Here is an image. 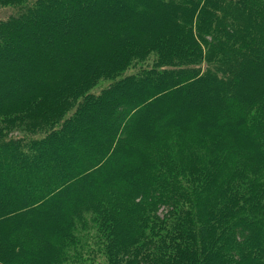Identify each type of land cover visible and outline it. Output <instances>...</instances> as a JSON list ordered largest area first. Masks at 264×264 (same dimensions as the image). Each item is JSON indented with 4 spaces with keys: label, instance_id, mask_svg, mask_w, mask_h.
Returning <instances> with one entry per match:
<instances>
[{
    "label": "trees",
    "instance_id": "16d2710c",
    "mask_svg": "<svg viewBox=\"0 0 264 264\" xmlns=\"http://www.w3.org/2000/svg\"><path fill=\"white\" fill-rule=\"evenodd\" d=\"M3 7L0 264H264V0Z\"/></svg>",
    "mask_w": 264,
    "mask_h": 264
},
{
    "label": "rangeland",
    "instance_id": "374dc122",
    "mask_svg": "<svg viewBox=\"0 0 264 264\" xmlns=\"http://www.w3.org/2000/svg\"><path fill=\"white\" fill-rule=\"evenodd\" d=\"M11 9L8 8H0V18H3L5 16H7L10 13ZM0 125H4L3 122L0 123ZM6 133L10 132V133H17V132H22V129L20 128H12L10 129L9 127H7V129L5 130Z\"/></svg>",
    "mask_w": 264,
    "mask_h": 264
}]
</instances>
